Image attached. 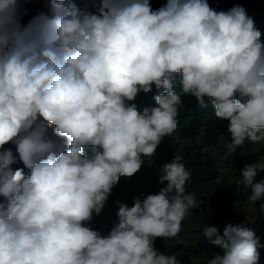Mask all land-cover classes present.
<instances>
[{
  "label": "clouds",
  "instance_id": "1",
  "mask_svg": "<svg viewBox=\"0 0 264 264\" xmlns=\"http://www.w3.org/2000/svg\"><path fill=\"white\" fill-rule=\"evenodd\" d=\"M26 2L0 0V264H264V203L255 204L264 200V41L246 9L98 0L88 11L50 0L25 24ZM210 106L228 126L212 146L202 136ZM187 120L202 124L198 141L182 140ZM177 144L219 150L237 161V177L209 151L216 178L187 184L194 175L173 152L158 193L132 206L112 200ZM202 203L218 207L208 218L229 222L199 227ZM244 204L257 210L253 222Z\"/></svg>",
  "mask_w": 264,
  "mask_h": 264
},
{
  "label": "trees",
  "instance_id": "2",
  "mask_svg": "<svg viewBox=\"0 0 264 264\" xmlns=\"http://www.w3.org/2000/svg\"><path fill=\"white\" fill-rule=\"evenodd\" d=\"M73 2L76 3L82 10L94 11L93 4L94 2H98V0H73ZM49 3L50 0H27L21 9L22 12L26 13L24 15V23L26 24L29 19L39 12H47L49 9ZM166 3L167 0H151V5L154 10L159 9ZM208 3L212 8L218 11H227L235 5L243 6L246 9L247 14L254 19L256 27L262 33V41H264V0H208ZM154 91H156V89H154ZM186 97L188 96H185V98ZM209 111H211L212 116L210 115V117L212 118L209 119V124H206V127L207 133H211V137L207 133L205 136L204 134L202 136L204 140L207 141V145L212 146V144L217 143L215 139L218 138L221 131L227 132L228 126L225 124V121L219 120L215 117L211 106ZM186 122V127L183 133H181L182 140L186 139L198 141L197 137L201 135L200 128L202 124H191L188 120ZM225 132L223 133L224 138H226ZM173 152H179L185 156V158H183V163L190 171L191 176L194 175V177L191 178L187 184L194 183V186H197L200 182H205L207 179L212 180L216 178L218 171L214 167L211 168L213 163L209 152L203 149L196 150V148L181 151L180 144H177L169 150V153L166 156L155 159L154 165L151 167L148 165L145 166L144 164L140 171L130 180L123 178L124 180H122L116 187V191L113 195L114 198L112 200L120 201L121 203L128 201V203L132 206L136 197L144 198L148 194L158 193L161 187L166 186L159 183V170L164 164L171 162L175 158L176 155H172ZM258 176L260 178H264V172L259 173ZM231 191L234 195H237L234 198L236 201H240V196L244 195L241 193H235L236 191L238 192L237 182H234ZM261 203H264V200L258 201L255 204L260 208ZM261 213V218L259 217L257 224L261 225V228L264 230V211ZM261 244H264V236ZM154 247L158 253L167 256V254H165L167 249L160 241L157 246L155 244ZM183 251L191 254L192 256L199 254L197 248L195 247L183 248ZM259 251L264 254V248H261Z\"/></svg>",
  "mask_w": 264,
  "mask_h": 264
},
{
  "label": "rangeland",
  "instance_id": "3",
  "mask_svg": "<svg viewBox=\"0 0 264 264\" xmlns=\"http://www.w3.org/2000/svg\"><path fill=\"white\" fill-rule=\"evenodd\" d=\"M246 144H248V143H245V145ZM245 145L243 146V151L245 152V154H241V155L244 156V160L241 161L243 163H245L247 161V157L245 155H246V153H248L247 152V149L245 148ZM251 146H252V144L250 143L248 145V148H251ZM208 149L211 152V156L213 157V161H214V166L215 167H218L221 170V172H224V173L228 174L229 179H233V178L237 177V176H235V172H236L235 167H236V163H237L236 160H232L230 157H228L229 160H227V159H225V156L224 155H221V153H220L219 150H212L211 147H208ZM258 149L260 150L261 147L258 146ZM229 162H231V163H229ZM197 189L198 188H196V189L195 188H190L188 190V192L189 193H194L195 196H196V198L198 199L200 195H199ZM217 190L219 192H221V191L224 190V188L223 187H220ZM199 199H201V198H199ZM202 204H203V210H204V212H203L202 216L200 217V219H198V221H199L198 223L200 224L199 227H202L203 225H208V226H211V227H215L216 225H224V224H226V223L229 222V220L227 218L226 219L224 218V220H222L220 222L218 221V219L211 220L210 218H208V212L210 213L213 210H217V208H218L217 205H213L212 207H210V206L204 205V203H202ZM115 206L117 207L116 204H115ZM200 208H202V207H200ZM220 208L224 209L225 211H230L232 207H229L228 204H225L224 201L221 200L220 201ZM196 209H199V208H196ZM117 210H118V207H117ZM238 210H242V211H244L246 213L245 215H246V219L248 221H252L253 222L254 221V218L257 216V214H256V211L257 210L254 209V207H251V206H248V205H245V204L242 205L241 208L238 209ZM194 211L192 213L188 214L185 217L184 222H192V220H191L190 217L193 215ZM235 212L236 211L233 210V214H228L227 217L232 218V216L235 214ZM111 214H112V217L115 219V221H117V219H116L117 212L114 211V210H112L111 211ZM220 216L221 215H218L217 217L219 218ZM223 217H225V216H223ZM96 218H97V216H94L92 222H94L95 220H97ZM98 219H100V218L98 217ZM241 219H242V215L239 214V219H238L237 223L240 222ZM199 231H200V229L198 227H196V228H194V231L193 232H190L189 233V235L191 237H194V235L199 237Z\"/></svg>",
  "mask_w": 264,
  "mask_h": 264
}]
</instances>
